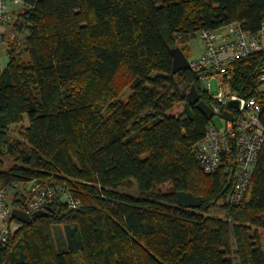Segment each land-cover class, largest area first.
<instances>
[{"label":"trees","instance_id":"1","mask_svg":"<svg viewBox=\"0 0 264 264\" xmlns=\"http://www.w3.org/2000/svg\"><path fill=\"white\" fill-rule=\"evenodd\" d=\"M233 22L257 33L264 0H24L12 24L24 41L4 37L0 187L37 180L55 196L0 264H264V142L232 206V158L213 174L196 159L209 121L171 114L182 84L210 104L189 70L172 74L171 50ZM262 58L233 65L232 87L246 95ZM178 192L200 205L180 207ZM8 199L24 209L22 194Z\"/></svg>","mask_w":264,"mask_h":264},{"label":"built area","instance_id":"2","mask_svg":"<svg viewBox=\"0 0 264 264\" xmlns=\"http://www.w3.org/2000/svg\"><path fill=\"white\" fill-rule=\"evenodd\" d=\"M24 6V0H0V26L11 19L14 10ZM202 49L195 58H187L188 68L198 80L199 90L209 97L212 117H218L223 125L216 128L209 124L203 139L195 145L194 151L202 171L215 173L229 157L234 166V182L229 202L238 206L251 183L257 158L264 142V126L259 114L264 108V22L257 33L244 30L240 22L227 24L216 30H200L195 33ZM5 39L0 33V52L5 51ZM8 50V49H7ZM262 55L256 75L249 90L240 91L232 87V66L251 56ZM211 81L216 83L217 93L210 94ZM236 102L237 108L227 106ZM231 114V120L221 118L224 112ZM211 117V118H212ZM22 194L24 209L31 215L44 210L54 199V190L37 180L13 183L0 187V247L8 243L22 224L11 216L13 207L8 197ZM62 199L69 209L78 208V201L62 191ZM9 200V199H8Z\"/></svg>","mask_w":264,"mask_h":264},{"label":"water","instance_id":"3","mask_svg":"<svg viewBox=\"0 0 264 264\" xmlns=\"http://www.w3.org/2000/svg\"><path fill=\"white\" fill-rule=\"evenodd\" d=\"M172 55V74H177L179 72L185 71L188 68L187 57L181 51L180 48L175 47L171 50ZM181 100L183 104V110L186 114L191 117V107H196L199 111H201L207 120H210L212 117L211 109L208 104H206L203 100L200 99V92L196 89L194 84H191L187 87L185 84L179 86ZM227 106L230 108H237L238 104L236 102H228ZM222 119L231 120V114L229 112H224L221 115ZM176 200L180 207L182 208H197L200 205V198L192 195L188 192H178L176 193ZM49 207H46L42 211H37L28 215L24 211L13 208L11 210V216L16 221L20 222L22 225H28L38 216H40L41 212L49 210Z\"/></svg>","mask_w":264,"mask_h":264},{"label":"rangeland","instance_id":"4","mask_svg":"<svg viewBox=\"0 0 264 264\" xmlns=\"http://www.w3.org/2000/svg\"><path fill=\"white\" fill-rule=\"evenodd\" d=\"M23 9V7H18L17 9L14 10L13 16L11 17V19L5 21L1 26H0V33L5 37L6 40L10 39V40H16L19 42H23L25 35L24 33H17L14 29H13V22L16 18V15ZM178 48L180 49H186V57L190 58V57H197L199 55V53L201 52L202 49V44L201 42L195 38L185 44H182L181 46H179ZM7 49H9V45L8 43H6L5 46V51H1L0 52V70L2 68H4L6 66V64L8 63V55H7ZM182 51V50H181ZM183 52V51H182ZM24 55H21V57H23ZM210 94H216L217 93V87H216V83L214 81H211V90L209 92ZM128 94V91L124 92V95L122 96V98H124L126 95ZM183 112V104L179 105L177 107H175L173 109V111L171 112V114H178V113H182ZM211 124L214 125L216 128H220L222 127L223 123L222 121L216 117L213 116L211 119ZM24 126H26V121L23 123ZM63 235H64V230L63 228H57L56 231L54 232V240L56 245L62 243V239H63ZM263 247H264V239H263ZM235 262V261H234ZM237 262V261H236Z\"/></svg>","mask_w":264,"mask_h":264}]
</instances>
